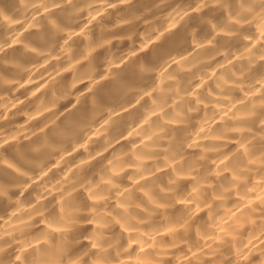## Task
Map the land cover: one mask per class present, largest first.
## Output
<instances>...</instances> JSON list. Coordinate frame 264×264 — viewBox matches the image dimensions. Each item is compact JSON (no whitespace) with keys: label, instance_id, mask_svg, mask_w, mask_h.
I'll use <instances>...</instances> for the list:
<instances>
[{"label":"clouds","instance_id":"1","mask_svg":"<svg viewBox=\"0 0 264 264\" xmlns=\"http://www.w3.org/2000/svg\"><path fill=\"white\" fill-rule=\"evenodd\" d=\"M0 264H264V0H0Z\"/></svg>","mask_w":264,"mask_h":264}]
</instances>
